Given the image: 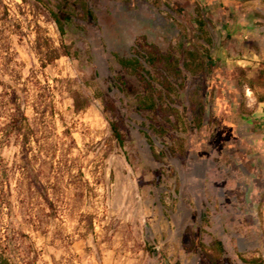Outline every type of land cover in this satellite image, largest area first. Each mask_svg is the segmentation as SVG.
<instances>
[{"label":"rangeland","instance_id":"1","mask_svg":"<svg viewBox=\"0 0 264 264\" xmlns=\"http://www.w3.org/2000/svg\"><path fill=\"white\" fill-rule=\"evenodd\" d=\"M76 1L0 0V81L31 123L35 78L54 106L27 170L19 146L0 142V251L16 264H199L191 228L231 264H264V0H84L89 19ZM66 2L73 16L60 35L49 11ZM45 38L59 55L41 67ZM136 42L179 58L171 122L158 119L157 131L137 102L159 89V66L143 63L148 87L114 57ZM188 51L203 72L186 68ZM72 91L89 98L84 110ZM102 97L116 106L123 146Z\"/></svg>","mask_w":264,"mask_h":264},{"label":"trees","instance_id":"2","mask_svg":"<svg viewBox=\"0 0 264 264\" xmlns=\"http://www.w3.org/2000/svg\"><path fill=\"white\" fill-rule=\"evenodd\" d=\"M76 3L79 5L80 10L84 18H92V14L87 7L84 0H77ZM50 15L57 26L60 35L65 32L64 25L67 21L71 20L72 7L69 3L60 9L59 12L50 10ZM200 26L202 23H199ZM209 43V39H205ZM37 49L40 52L39 60L40 66L45 67L47 64L51 63L57 58L59 52L57 49L53 48L49 40L45 38L43 41L38 39ZM62 54L69 55V46L64 45ZM116 61L126 69L134 72L136 79L142 82L145 86L152 87L153 76L147 71L143 63H146L152 67L159 66L161 73L160 78L156 79L159 89L156 93L152 92L146 97L140 98L137 102L138 109H141L143 105H147V108L151 110L152 115H148L146 118L150 121V127L157 131L160 128V121L158 119L163 118L164 120L171 122L168 119L167 109L170 108L169 101H171V96L176 93L179 88V83L174 85L169 79L170 77H179L181 70L178 68V57H174L172 54H160L155 46L148 45L146 43L136 42L132 54L130 56H118L114 55ZM206 59L210 58L206 55ZM184 65L186 68L193 73L203 72L206 65L205 60L201 57L200 53L197 51H188L185 55ZM35 81H31V84L36 87L35 95L32 99L31 109L34 114V123L29 121L28 116L24 110V103L22 97L17 92L16 88L0 81V142L2 144L13 143L20 148L21 160L18 164L22 170H27L30 166L28 159L29 152L33 151L35 145H40L38 140V135L41 134V127L44 126L48 119L54 116V106L49 97L45 95L46 91H49V85L46 84L42 86L40 81L36 78ZM115 80H119L115 78ZM120 83V82H119ZM27 94V85L20 89ZM72 99V104L75 112H80L84 110L90 103L89 98L83 96L77 91H72L70 95ZM168 100L165 103L164 100ZM264 101V100H260ZM103 110L109 114V126L111 130L112 137L119 144L123 146L124 136L121 133L119 122L116 119L117 109L114 102L108 97H102ZM165 103V106L162 104ZM200 106L202 103L199 101ZM194 121L197 125L201 122L200 114L194 117ZM158 125V127H156ZM182 139L178 143V146H182ZM161 173L154 172V179L160 180ZM44 199L49 202L47 196ZM186 234L190 237L191 247H196L199 250V264H231L228 257L223 256V250L219 241L213 240L209 244H205L202 241L196 242V232L191 228L185 229ZM34 256L31 262H35L37 257V252L34 251ZM245 262L254 263L257 262L256 259H245ZM24 264H27L24 261ZM29 263V262H28ZM0 264H16L14 257L11 252L0 251ZM30 264V263H29Z\"/></svg>","mask_w":264,"mask_h":264}]
</instances>
